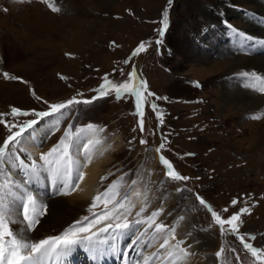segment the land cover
I'll return each mask as SVG.
<instances>
[{"label":"rangeland","instance_id":"obj_1","mask_svg":"<svg viewBox=\"0 0 264 264\" xmlns=\"http://www.w3.org/2000/svg\"><path fill=\"white\" fill-rule=\"evenodd\" d=\"M55 3L61 9L59 12H53L40 0L25 3L0 0V113H10L13 107L31 109L25 116L28 117L33 116V109L40 110L53 102L74 96L91 99L101 78L104 81L107 76L121 83L129 79L135 65L145 67V80L154 95L145 92L143 132L139 128L140 117L134 115L133 97L125 94L117 99L114 92L91 104L73 106L61 122L63 126L71 123L68 120L82 125L92 122L105 129L102 137L114 149L106 150V161L101 151L95 158L101 160L100 175L107 177L101 182L100 191L127 174L126 182L138 180L141 187L147 185L150 195H158L161 201L171 198L167 214L176 220L190 216L188 231L199 237L200 243L206 241L203 246L194 245L191 251L206 257V264H219L214 254L224 240L196 194L224 218L242 207H250L252 211L241 217L240 232H254L255 239L250 242L264 248V115L260 119L250 118L264 113V93L251 87L240 88L233 84L232 76L228 79L235 70L254 71L257 76H264V70L251 66L223 69L222 64L214 65L234 51L231 47L236 44L232 46L231 41L238 37L237 33L224 39L223 48L228 53H215L210 47L214 37L221 41L222 35L232 32L223 30L220 17L228 15L227 20L250 33L253 27L248 28L247 17L235 6L258 12L260 3L252 0H172L171 4L169 0H55ZM165 9L168 27L161 37L159 29ZM253 19L264 28L260 17ZM261 36V31L249 34L252 44L257 45L253 47L263 48ZM157 40H161L159 45ZM141 42L145 50L134 56ZM252 52L264 54V50ZM3 73L18 79L5 78ZM237 88L252 98L261 97L260 105L237 108L233 94ZM153 103L157 106L155 111ZM157 112L161 114L159 118ZM21 117L6 115L4 119L16 122ZM36 119L40 123L36 126L42 128L45 118ZM51 128L45 131L46 137ZM7 132L0 124V144ZM165 138L162 154L189 180L167 179L164 167L154 158L155 148ZM141 139L147 143L141 144ZM31 152L35 153L32 149ZM178 188L184 190L177 191ZM50 192L52 195L45 196V201L58 196ZM91 198L80 207L66 203V222L60 231L91 215ZM233 200L238 203L233 205ZM225 208L227 213L222 212ZM101 209L100 206L94 211L100 213ZM225 237L230 242L222 257L226 264H242L241 256L244 264H254V258L234 236ZM230 248L236 252L229 251Z\"/></svg>","mask_w":264,"mask_h":264},{"label":"snow or ice","instance_id":"obj_2","mask_svg":"<svg viewBox=\"0 0 264 264\" xmlns=\"http://www.w3.org/2000/svg\"><path fill=\"white\" fill-rule=\"evenodd\" d=\"M12 2L25 3L31 2V0H12ZM40 2L45 3L53 12L61 10L56 6L55 0H40ZM171 2L172 0H169L170 4ZM161 23L159 35L163 37L168 27L167 9L163 13ZM237 35L244 36L243 33H237ZM244 38L251 39V37ZM156 43L159 45L161 40H157ZM144 50L145 45L141 42L133 55ZM3 75L5 78L18 79L9 77L8 73H3ZM242 75L250 80L246 86L264 93V76L249 73ZM103 79L104 83L98 89L93 90L97 92V95L91 99H77L74 96L66 101L50 104L47 111L33 112L32 114L37 118L54 117L53 129L59 131L61 121L73 106L82 103L91 104L94 100L108 96L111 92L115 93L117 99L128 94L135 98L134 115L140 117L138 123L140 131L143 132L146 82L137 76L135 69L129 73V79L121 83L109 80L107 76ZM256 82H258V86ZM78 95L82 94L78 93ZM147 95L153 96L154 94L147 92ZM45 103L47 102L45 101ZM151 107L153 111L157 108L154 103ZM29 114V112L15 107L11 109L10 113H0V124H3L9 132L3 143L0 144V264H66L78 245L85 247L94 259L97 256L121 254L122 252L123 264H193L196 253L191 251L193 245L187 243V237H190L192 233H187L184 239L177 237V228L185 217L180 216L172 225L164 223L159 220L164 212L162 204L150 214L145 215L151 204L150 190L147 185L144 186V190L136 188L138 180H131L130 183H127V174L120 176L91 198L89 211L94 217L93 219L85 216L58 235L32 239L30 233L36 230L40 218L45 214L40 210L44 206L39 204L37 197L31 191L22 190V183L27 184L38 179L41 172L46 171L50 174L53 182L59 183L58 195H72L79 191L81 183L86 178L84 168L92 163L93 152L103 143L102 133L105 129L91 123L79 127L69 124L64 129L59 141L47 152L40 153L38 159H33L31 153H27L26 162V159L21 158L20 155L26 150L19 146L22 145L26 133L31 135L35 131L38 120L30 119L17 124L5 120L4 117L6 115L18 117ZM261 115L264 113L253 115L250 118L260 119ZM160 116L161 114L157 112V117ZM81 138L86 141L81 145L82 159L72 151ZM140 143L146 144L147 141L141 139ZM165 147L166 138L161 141L155 151L159 154V162L164 167L166 178L172 181L189 180V177L177 172L173 164L162 154ZM12 169L20 170L27 179L18 183L13 178ZM106 179V176L100 177L101 182ZM183 190L177 189V191ZM196 199L210 213L213 224L219 227L222 237L225 235L234 236L243 249L254 258V264H264V248L255 247L250 242L255 239L251 233L242 234L240 232L243 223L241 217L251 212L250 207H242L238 212L224 218L199 194H196ZM237 203V200L232 201L233 205ZM100 206H102L100 213L95 212L94 210ZM222 212L227 213L228 209L225 208ZM97 225L103 226L97 227ZM201 230L207 231V229ZM103 233H109V237H103L101 235ZM129 234L133 238L122 251L116 242ZM129 249L134 250L136 255L130 256ZM228 250L236 252L235 248ZM224 253L225 245L222 243L214 254L219 264H226V261L222 259ZM236 260L239 261V255L236 256Z\"/></svg>","mask_w":264,"mask_h":264},{"label":"bare ground","instance_id":"obj_3","mask_svg":"<svg viewBox=\"0 0 264 264\" xmlns=\"http://www.w3.org/2000/svg\"><path fill=\"white\" fill-rule=\"evenodd\" d=\"M252 1H253V3L259 2L260 5H259L258 12L254 11V12L250 13V15L248 13V16H250L249 17L250 20L247 21V22H249L248 28L253 27L252 29H250L251 32H257V31L263 32V36H261L260 38H262L261 40L264 41V28L259 26L258 22H256L255 19H253V18L260 17L261 21H264V15H263L264 14V4H262L260 2V0H252ZM260 14H262L263 16H260ZM220 18H222V17H220ZM263 24H264V22H263ZM234 29L235 28L230 29V30H232L230 35H228V34L222 35L221 39H220L221 41H218V36L214 37V41H213L212 45H210V47L212 48L211 49L212 52H215V53H216V51L219 53L220 52L221 53L227 52V50L225 51V49H224L226 46L225 45L223 46L224 38L227 36H232L234 34V32H236V30H234ZM238 33H242V31H239ZM258 35H260V34H258ZM244 37H249V35H247V34H244V36L238 35V37H235V39L233 41H231L232 46L236 44V47H234V46L231 47V49L234 50L232 52L235 53V56H232V52H231V54H229L228 58H226L225 60L223 59L221 62L218 61L214 65L217 66L218 64H222V65H220V68L223 67V69L225 67H227V69L228 68L232 69V68H238V67H242V66H244L246 68L251 66V67H256V68H259L261 70H264V54L260 53L258 55L255 52H252V51H256V50H264V45H263V48L262 47L255 48L253 46H257V45L252 44L251 39H245ZM239 45L241 48H242V46H244V48L241 49L239 47ZM250 49H251V51H250ZM224 65H226V66H224ZM134 69H135V67H134ZM136 70L138 71V67H136ZM234 90H233V94H235L234 95V98H235L234 99V103H235L234 105H236L237 108H240L242 106L249 108V107L260 105L259 99H261V97L258 96V98H252L253 96H251V95L248 96L249 95L248 93H247L248 95H246L245 93L240 92L241 89H239V88L234 89ZM262 99L264 100V97ZM222 103H223V101H222ZM44 118H45L44 120L46 122L44 125H42V128L37 127L38 125L35 126V131L32 132L31 135H28L26 133L25 139L22 143V146L28 148V150H29V148H31L33 151H35V153L38 152L40 142L46 137L45 131L47 130V128H49L50 126L53 127L54 117H44ZM38 121H39V119H38ZM52 129L53 128H51V130ZM85 142L86 141L83 138H81L80 142L76 146H74L72 149V151L75 154H78L77 156H79L81 159L83 158L81 145ZM111 145H112L111 143L107 144L106 141L104 140V137H103V143L100 146H98L97 149L93 152L92 163L89 164L86 168H84V172L86 173V178L81 183L80 190L77 192H74L72 195H58L57 197H53V199H47V201H45V199H46L45 196H51L52 195V193L50 192V190H51L50 185H51L53 179L51 178V176L48 172L42 171L41 175L38 179L32 180L31 182H29L27 184H23L22 182L27 179L24 176V173L18 169H12L11 170L13 173V178L18 183H22V190L26 189V190L31 191L37 197L39 204L44 206V207L40 208V210L44 211L45 214L40 218V223H39V225H37L36 230L34 232L30 233L32 239H42L46 236L60 234L61 233L60 230L63 227V224L66 222L65 217H64L65 212H66V210H65L66 203L74 205L76 207H80V205H83V203L86 202V200H88L91 196H93L95 190L97 189L96 187L98 185L100 173H101V168L99 167V163L101 160L98 161L95 158H96L98 152L101 151V152H103V157H102V158H104L103 161L108 160L107 159L108 157L106 155V150L107 149L113 150L114 146L113 145L111 146ZM158 157H159V154L154 152V158L156 159V161H158ZM98 159H99V157H98ZM100 159H101V156H100ZM35 181L37 182V184L35 183ZM47 185H48V187H46ZM56 187H57V184H54L52 186V189H53V192L55 195H57V189L59 188V184H58V187L57 188ZM136 188L144 190V188L141 187L139 184L136 185ZM149 196H150L151 204H150V207L148 208V211L145 213V215L150 214L151 211H154L155 209L160 207L162 204L163 208H164V212L159 217V220H162L164 223L169 224V225L174 224L177 220L173 218V215L167 214L168 209H169L168 205L171 202V198H167V199L161 201V199H160L161 197H159L158 195L152 196L149 193ZM48 198H51V197H48ZM190 222H191V218L189 215H186L185 219L180 222L179 227L177 228V237L179 239H184L186 237V234L189 232L188 229H189ZM98 227H102V226H98ZM101 235L103 237H109V233H103ZM132 238H133L132 235L129 234L126 237L120 238L116 243L118 244L119 248L123 251L126 248L127 244L131 242ZM187 243H191L193 245V247H195L194 245H196V244H197L196 246L200 247V246L205 245L206 241H204L203 243H200L199 237H196L195 234L192 233V235L190 237H187ZM199 243L201 245H198ZM193 247H192V249H193ZM128 251H129L130 256L136 255L134 250L129 249ZM80 254H82V255H80ZM84 256H86L87 259L92 264H123L122 252H121V254H107V255H103V256H97L94 259L92 257V254L85 247L79 246V245L76 247V249L72 253V255L68 258L66 264H76L75 261H77L78 259H82L81 262L83 263L84 259L81 257H84ZM207 261H208L207 258L201 254L200 255L197 254L193 258V264H206Z\"/></svg>","mask_w":264,"mask_h":264}]
</instances>
